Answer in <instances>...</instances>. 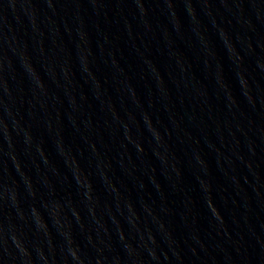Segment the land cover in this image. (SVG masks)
<instances>
[{
	"label": "water",
	"instance_id": "obj_1",
	"mask_svg": "<svg viewBox=\"0 0 264 264\" xmlns=\"http://www.w3.org/2000/svg\"><path fill=\"white\" fill-rule=\"evenodd\" d=\"M0 264H264V0H0Z\"/></svg>",
	"mask_w": 264,
	"mask_h": 264
}]
</instances>
